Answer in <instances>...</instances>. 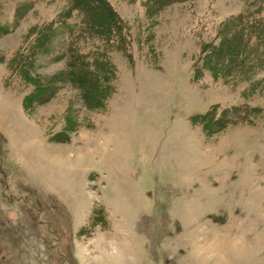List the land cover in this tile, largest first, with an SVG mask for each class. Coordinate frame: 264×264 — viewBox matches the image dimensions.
<instances>
[{
	"label": "rangeland",
	"instance_id": "obj_1",
	"mask_svg": "<svg viewBox=\"0 0 264 264\" xmlns=\"http://www.w3.org/2000/svg\"><path fill=\"white\" fill-rule=\"evenodd\" d=\"M83 1L0 0V264H264V0Z\"/></svg>",
	"mask_w": 264,
	"mask_h": 264
},
{
	"label": "trees",
	"instance_id": "obj_2",
	"mask_svg": "<svg viewBox=\"0 0 264 264\" xmlns=\"http://www.w3.org/2000/svg\"><path fill=\"white\" fill-rule=\"evenodd\" d=\"M170 0H156L154 2H156V4L153 3L154 6H156L157 4H165L167 2H169ZM101 7L102 10H104V15L107 18L106 19V26H105V31L104 33L107 36H113L116 42H120L121 44L124 43V41L127 43V40L129 41L128 35L126 34L127 31V27L123 24L122 20L119 18V16L116 14V12L114 10L111 9V7L109 6L108 2L106 0H84L82 3L78 4L77 6V10L78 13L81 14L82 18L87 19V21H91V15H92V9L93 8H99ZM89 18V19H88ZM262 24L259 26H255L254 32L258 37V41H259V45H260V49H259V54L262 60H264L263 56H264V18L261 20ZM92 22V21H91ZM70 27L74 26V25H69ZM0 27H4V24L0 23ZM64 28V25H61L60 27H54L52 29H48L49 31V36L51 37V39H55L56 36L58 35H62V34H67V36H69L73 29L71 28H67L68 30H62ZM111 39V38H110ZM50 38H49V42H50ZM246 46H248L247 41L244 40L243 42ZM69 45V46H68ZM68 48L67 46L64 44V47L66 46V50L69 49L70 47V43H68ZM258 45V46H259ZM252 49H255L256 46H252ZM249 47V48H251ZM72 49V48H71ZM66 50H64L63 52L65 53ZM81 56H85L84 54ZM98 57V56H97ZM93 60V59H92ZM92 60H90V63H87V65H89L90 68H93V66L96 64L97 60H94L93 63ZM22 62V61H21ZM21 67H26L25 64H20ZM28 67V66H27ZM97 80H99V78L97 77ZM101 81V78H100ZM103 81V80H102ZM44 87L43 85L40 84H36L33 83V88L31 90V92H29L27 95H25V97L23 98V105L26 106L28 105L30 102H32L33 100L36 99L37 94L41 93L42 90H39L38 88H42ZM106 88V87H104ZM102 88L104 91L106 89ZM48 89V88H47ZM52 90V88H51ZM36 96V97H35ZM35 97V98H34ZM222 114L226 113L224 110V108H222L220 110ZM219 117V116H218ZM227 117V116H225ZM225 117H223V119H225Z\"/></svg>",
	"mask_w": 264,
	"mask_h": 264
},
{
	"label": "crops",
	"instance_id": "obj_3",
	"mask_svg": "<svg viewBox=\"0 0 264 264\" xmlns=\"http://www.w3.org/2000/svg\"><path fill=\"white\" fill-rule=\"evenodd\" d=\"M49 156H51V155H49ZM52 158V157H51Z\"/></svg>",
	"mask_w": 264,
	"mask_h": 264
}]
</instances>
